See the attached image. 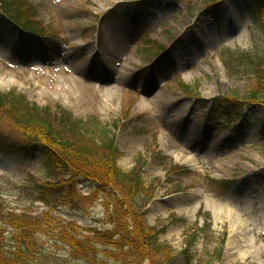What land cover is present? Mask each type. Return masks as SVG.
Returning <instances> with one entry per match:
<instances>
[{"label": "rangeland", "instance_id": "1", "mask_svg": "<svg viewBox=\"0 0 264 264\" xmlns=\"http://www.w3.org/2000/svg\"><path fill=\"white\" fill-rule=\"evenodd\" d=\"M6 2L34 10L31 20L49 36L19 31L0 9V93L99 120L116 138L118 167L145 166L147 225L164 231L167 254L144 264H264V103H248L235 122L211 107L264 89L257 66L225 64L239 52L264 58V32L244 4L223 0L216 25L197 15L206 0ZM4 117L0 137L21 138ZM48 176L38 160L0 156L6 213L55 226L73 220L81 231L110 228L106 207L85 185L70 193L68 177L55 186ZM37 185L43 189L34 192Z\"/></svg>", "mask_w": 264, "mask_h": 264}, {"label": "trees", "instance_id": "2", "mask_svg": "<svg viewBox=\"0 0 264 264\" xmlns=\"http://www.w3.org/2000/svg\"><path fill=\"white\" fill-rule=\"evenodd\" d=\"M1 1L4 11L18 26L39 36H49L41 25L31 20L34 10L23 12L6 0ZM240 1L264 32V0ZM222 3L223 0H206L202 14L209 21H218ZM157 51L159 49L153 53ZM234 55L230 54L234 57L224 63L257 66L255 75L259 78V86L264 87L261 71L264 58L248 55L244 58L245 53L240 52ZM180 85L188 97L194 95L184 82ZM260 89L257 88L244 101L238 98L215 100L211 105L213 113H222L235 122L243 117L248 103H264V89ZM0 114L5 115L12 129L22 134L19 139L0 137V156L21 162L38 160L49 175L46 179L53 181L55 186L62 178L68 177L65 191L70 193L75 192L78 183L85 185L90 199L103 202L110 225V228L93 227L81 231L71 220L55 226L52 219L47 222L31 215L27 218L14 212L6 213L0 203V264H144L148 258L167 254L159 240L164 231H155L147 225V189L142 179L145 166L137 165L129 173L118 167L122 156L115 136L106 125L99 120L76 119L60 106L42 108L16 91L0 93ZM40 186H33L34 192L43 189ZM50 197L38 194L36 198L48 204ZM210 220L209 216L205 222L208 230L212 228ZM192 238L197 239L196 236ZM221 255L222 251L219 258Z\"/></svg>", "mask_w": 264, "mask_h": 264}, {"label": "bare ground", "instance_id": "3", "mask_svg": "<svg viewBox=\"0 0 264 264\" xmlns=\"http://www.w3.org/2000/svg\"><path fill=\"white\" fill-rule=\"evenodd\" d=\"M243 35H244L243 33L240 35V38H239V40H240L241 38H243V37H244Z\"/></svg>", "mask_w": 264, "mask_h": 264}]
</instances>
